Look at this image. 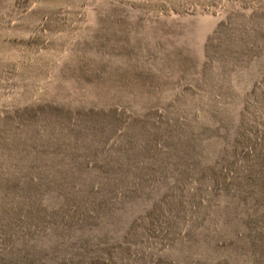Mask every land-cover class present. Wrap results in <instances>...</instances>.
Here are the masks:
<instances>
[{
  "label": "rangeland",
  "instance_id": "374dc122",
  "mask_svg": "<svg viewBox=\"0 0 264 264\" xmlns=\"http://www.w3.org/2000/svg\"><path fill=\"white\" fill-rule=\"evenodd\" d=\"M0 264H264V0H0Z\"/></svg>",
  "mask_w": 264,
  "mask_h": 264
}]
</instances>
